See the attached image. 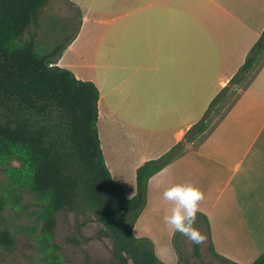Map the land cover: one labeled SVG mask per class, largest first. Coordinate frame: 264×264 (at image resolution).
Returning a JSON list of instances; mask_svg holds the SVG:
<instances>
[{
	"label": "crops",
	"instance_id": "1",
	"mask_svg": "<svg viewBox=\"0 0 264 264\" xmlns=\"http://www.w3.org/2000/svg\"><path fill=\"white\" fill-rule=\"evenodd\" d=\"M63 1L77 24L55 65L97 88L103 160L129 199L136 169L180 142L243 64L264 0H94L86 11ZM186 182L204 193L197 214L215 253L252 263L264 251V63L206 138L148 180L132 234L164 264L178 257L162 192Z\"/></svg>",
	"mask_w": 264,
	"mask_h": 264
},
{
	"label": "trees",
	"instance_id": "2",
	"mask_svg": "<svg viewBox=\"0 0 264 264\" xmlns=\"http://www.w3.org/2000/svg\"><path fill=\"white\" fill-rule=\"evenodd\" d=\"M47 1L0 0V250H15L16 231L5 224V213L8 208L26 210L22 200L28 194L34 199L30 206L39 227L35 243L41 247L44 264H71L55 242L56 215L61 210L80 214L87 209L113 240L115 264H128L129 259L133 264H164L148 239L132 234L146 205L148 180L183 154L184 144L197 137L200 144L216 125L210 128L208 123L213 110L237 94L228 110L249 86L264 63V28L243 64L183 139L136 169V192L128 199L103 160L97 88L55 65L75 33L42 53L37 51L35 34L24 37L31 25L38 28L42 23ZM76 17L80 18L77 8ZM200 222L207 229L209 253L222 264H236L215 253L205 216L197 217L194 227ZM178 233L173 247L179 261ZM199 246L192 243L195 258L200 255ZM250 264H264V251Z\"/></svg>",
	"mask_w": 264,
	"mask_h": 264
},
{
	"label": "rangeland",
	"instance_id": "3",
	"mask_svg": "<svg viewBox=\"0 0 264 264\" xmlns=\"http://www.w3.org/2000/svg\"><path fill=\"white\" fill-rule=\"evenodd\" d=\"M77 6L86 11L94 0H74ZM111 1V0H100ZM114 1V0H113ZM42 23L38 28L32 25L25 33V38L35 34L38 42L37 51L44 52L51 45L64 42V36L74 32L77 24L75 14L63 0H48L43 8ZM236 95H229L220 103L208 118L209 127H213L221 118ZM197 137L193 143L184 144V151L195 149L200 142ZM23 204H27L26 210H13L8 208L5 213V224L16 232L17 245L12 253L0 250V264H44L41 247L35 243L38 235V224L35 221L31 204L33 197L23 194ZM55 242L60 246L64 258L71 264H115L113 256V240L104 234V227L96 220L91 209L80 214H74L68 210H61L56 215ZM194 226V225H193ZM197 228L205 237L204 243L200 244L198 258L192 256V242L182 234L175 236L176 247L181 252L178 264H222L208 251V240L205 226L202 222ZM88 240V241H86ZM128 264H133L129 259Z\"/></svg>",
	"mask_w": 264,
	"mask_h": 264
},
{
	"label": "clouds",
	"instance_id": "4",
	"mask_svg": "<svg viewBox=\"0 0 264 264\" xmlns=\"http://www.w3.org/2000/svg\"><path fill=\"white\" fill-rule=\"evenodd\" d=\"M162 197L172 205L170 212L163 216V223L194 244L204 243L206 237L193 226L200 203L204 200L203 191L191 182L176 183L166 187Z\"/></svg>",
	"mask_w": 264,
	"mask_h": 264
}]
</instances>
